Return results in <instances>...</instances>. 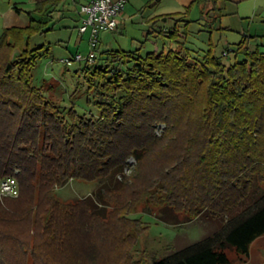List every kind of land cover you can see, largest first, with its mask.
I'll use <instances>...</instances> for the list:
<instances>
[{
    "label": "trees",
    "instance_id": "16d2710c",
    "mask_svg": "<svg viewBox=\"0 0 264 264\" xmlns=\"http://www.w3.org/2000/svg\"><path fill=\"white\" fill-rule=\"evenodd\" d=\"M49 1L37 2L36 12ZM208 1L213 7L202 14L213 23L216 0ZM164 17H179L171 31H157L173 39L175 48L144 56L108 51L99 65L84 63L87 90L93 92L88 101L97 116L71 107L65 117L32 85L31 70L43 46L23 48L24 36L48 32L53 23L30 17L26 26L1 33L0 178H16L19 194L10 199L12 206L24 200L35 225L32 242L13 249L19 260L29 254L31 264H61L70 250L73 264H87L97 256V238L118 231L123 247L114 249L126 264H229L226 250L247 257L252 242L264 235V189L248 210L229 216L255 185H264V51L250 49L242 38L225 48L240 61L225 65L211 49L193 58L178 40L183 14ZM130 157L135 166L126 176ZM112 179L116 184L105 183L97 195L102 205H112L109 210H97L89 197L68 202L56 196V188L70 180ZM139 206L168 209L188 220L207 212L227 218V224L146 263L130 252L146 230L129 216ZM89 236L94 245H87ZM8 257L0 250V264H12Z\"/></svg>",
    "mask_w": 264,
    "mask_h": 264
},
{
    "label": "rangeland",
    "instance_id": "374dc122",
    "mask_svg": "<svg viewBox=\"0 0 264 264\" xmlns=\"http://www.w3.org/2000/svg\"><path fill=\"white\" fill-rule=\"evenodd\" d=\"M79 2L64 0L63 7L60 8L61 11L59 12L54 10L55 6L52 3H49L46 4L43 12L39 13L35 10L36 5L34 4V7H32V4L26 0H0V35L8 27H24L25 24L29 23L30 17L35 21L50 20L49 26L52 23L54 24V28L48 32L36 33L30 39L24 36L22 46L26 48L28 44L31 49L43 46L40 50V57L37 58L31 70V82L34 87L43 90L45 97L57 105L65 117L71 107L87 116L98 115L97 109L92 102L88 101V99H92L93 92L87 90L86 80L81 70L83 65H85L84 62L73 61L70 65H67L61 61L71 59L76 54L86 55L88 52L87 36H79L78 34L77 24L79 23L77 22L79 21V15H81L79 12L81 3ZM13 5L20 11H15L12 8ZM226 6L227 9H224L221 16L222 22L225 26L228 25L232 28V30L226 28L218 30L221 24L216 19L213 22L214 25L212 24L213 30L210 33L208 28L203 25L205 18L198 0L186 6L180 5L175 0H129L125 14L127 17L134 9L138 10V12L142 10L141 12H144L145 16H153L149 20L150 24H153L152 20L159 18L161 14L172 16L174 14H183L186 21L178 22L176 29L179 34L183 30L186 31V40L180 39L185 42L191 57L196 58L198 56L202 57L204 55L203 50H207L210 46H212L213 54L219 55L225 46L230 49L231 46L234 47L241 40V35L236 32L239 25L241 26L239 17L236 11L232 10L233 7L230 4ZM135 14L134 17H127L123 24L119 23L120 25L115 32H106L100 35L99 51L94 62L95 65L100 64V61H102L101 56L108 51L137 50V54L144 56L147 52H152L154 47L152 42H155V45L164 51L176 47V42L168 37L145 36L148 27L146 23L140 20V13L137 14L136 12ZM49 15L52 17L50 18ZM173 18L167 20L169 27H173L177 21V19L175 20L177 17ZM184 22L187 23L185 24ZM223 51L228 50L224 49ZM19 52L17 49L14 50L15 55L19 54ZM241 59L240 55L235 57L233 52H229L227 56H222L221 53V60L225 65H230ZM128 163L129 165L123 171L126 176L134 169V158L130 157ZM120 179H122L121 175H118L116 180ZM105 183L113 186L116 181L115 179L111 181L70 180L63 186L56 188V196L61 201L68 202L89 197V200L97 210H109L112 205L108 207L102 205L97 196L102 191ZM262 186L255 185L247 200L241 206L235 208L229 216H236L253 206L261 190L264 189V185ZM11 198L0 196V250L8 254L9 261L12 264H31L29 254L19 260L13 249L21 245V243L28 241L30 244L32 242L29 237L35 227L33 218L30 213L25 212L27 203L24 200L20 201L24 203L18 207L17 205L12 206ZM129 216L130 219H139L146 227V230L137 240L136 247L130 251L134 259H144L146 263L168 256L195 242L211 237L222 231L227 224V218L212 217L207 212L202 213L195 219L188 220L186 217L180 214L177 215L168 209L157 210L152 207L143 208L142 206L138 207L136 213ZM95 233L97 236H101V233L94 231ZM118 237V231L109 234L106 238L98 237L97 239L101 243L98 246L94 243L97 248L95 249L97 256L94 261L88 259L86 261L87 264H126V257L121 255L119 250L116 253L117 250L114 249L115 247H123L118 246L119 243L122 244L123 242ZM85 240L88 241L87 245H94L90 236L85 238ZM226 252L230 259L229 264H264V235L252 242L247 257L239 256L231 249L226 250ZM65 253L66 255L61 257L60 263L73 264L71 251L66 250ZM0 262L4 261L0 259Z\"/></svg>",
    "mask_w": 264,
    "mask_h": 264
},
{
    "label": "crops",
    "instance_id": "0c3cea01",
    "mask_svg": "<svg viewBox=\"0 0 264 264\" xmlns=\"http://www.w3.org/2000/svg\"><path fill=\"white\" fill-rule=\"evenodd\" d=\"M26 1L30 4H32V7H34V4L36 5L37 2H41L42 0H26ZM63 1L64 0H59V1L58 0H52L51 3L57 2L56 6L54 5L55 11H58V12L61 11L60 8L63 7ZM72 1H77V2L80 1L79 3L83 4V3H86L88 0H82V2H81V0H72ZM175 1L182 6H186V5L190 4L191 2H194L195 0H175ZM128 2H129V0H126V5L124 8L125 12L123 10L120 17L118 18L117 27L120 24H123V22H125L127 17L128 18L134 17V15H136L135 13L137 12V14L140 13V20L142 22L146 23L148 30L153 31L152 34L149 35L150 37L153 36V37L158 38L160 36H163L162 34H159L157 32L159 30L171 31L172 27H169L167 25L168 19L166 17H164L165 14H161V16H159V18H158L157 22L154 24V26H153V24H150L151 22L149 21L150 19L153 18V16H145L143 14L144 12H141L142 10L140 12H138V10L134 9V11L131 12V14L126 17L125 13H126V7H127ZM47 3L49 4L50 1ZM227 4H230L233 7L232 10H235L238 17H239L241 26L239 25V27L236 29V32L238 34H240L243 39L246 40V46L252 50H254L255 48H259L261 51H264V0H216L214 2V7L216 8L215 16H216V19H218V21L221 24V26L219 25L218 30L223 29V28H226L228 30H232V28H230L228 25L225 26L223 24L222 17H221L223 12H224V9H227V6H226ZM13 6H12V8H13ZM199 6L203 9L204 12H206L213 7V4H212V2H210L208 0H199ZM49 17L51 18L52 16L49 15ZM203 17L205 18L203 25L206 28H208L209 33L212 32L214 24L211 22V17L207 16L205 13L203 14ZM81 18H82V14L79 15V21L77 22L79 24H77V27H78V25H80ZM176 19H179V17L175 18V20ZM48 21L51 22L50 20H48ZM183 21H186V20L183 18ZM184 23L186 24L187 22H184ZM25 26H26V24H25ZM116 30H117V28L114 31H109V32L108 31H101L100 35L103 33H106V32L107 33H113ZM186 34L187 33L185 30H183V32H181L180 34L178 33V39L179 40H181L180 38L185 39ZM79 36H85V35L79 34ZM147 37H148V35H147ZM163 37H167V36H163ZM99 42H100V37H99ZM152 43L154 44V47L152 50L153 52L161 51L160 48L157 47V45H155V42H152ZM226 47L227 46H225L221 50V52ZM209 49L212 50V46H210L207 50H203V54H205ZM221 52L219 53V55H216V56H220ZM198 57H201V56H198Z\"/></svg>",
    "mask_w": 264,
    "mask_h": 264
},
{
    "label": "built area",
    "instance_id": "2783aa9c",
    "mask_svg": "<svg viewBox=\"0 0 264 264\" xmlns=\"http://www.w3.org/2000/svg\"><path fill=\"white\" fill-rule=\"evenodd\" d=\"M126 0H88L80 5L82 14L78 32L87 36L88 52L86 55L76 54L71 59L61 60L70 65L73 61L91 65L97 59L99 51V37L101 31H114L117 28L118 18L123 12ZM223 51L222 56H227ZM19 194V186L15 177L0 178V196L15 198Z\"/></svg>",
    "mask_w": 264,
    "mask_h": 264
}]
</instances>
